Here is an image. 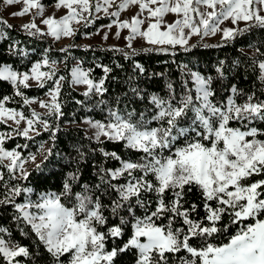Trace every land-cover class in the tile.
<instances>
[{
    "label": "snow or ice",
    "instance_id": "obj_1",
    "mask_svg": "<svg viewBox=\"0 0 264 264\" xmlns=\"http://www.w3.org/2000/svg\"><path fill=\"white\" fill-rule=\"evenodd\" d=\"M2 2L22 5L13 17L30 15L20 26L29 37L54 41L93 35L82 29L102 13L110 22L96 34L107 29L104 40L113 28L117 39L127 31L123 48L102 50L119 53L130 70L121 78L114 68L123 71L122 64L96 57L86 67L71 56V45L44 48L23 70L0 63V84L12 89L0 96V125L11 129L0 131V212L11 208L10 222L30 242L17 241L11 226L0 224V264H123L129 254L134 264H264L261 47L249 45L251 57L237 49L236 59H219L208 71L179 64L180 79L168 80L162 91L150 90L147 81L164 74L149 75L134 59L140 52L175 56L177 49L220 48L253 29L264 31V0H50L58 16L46 14L43 0ZM0 26V40H11L6 30L15 26L2 17ZM217 35V44L191 42ZM138 39L147 47H134ZM19 43H9L10 56L36 51ZM242 56L259 71L258 91L233 82ZM66 85L81 89L74 102L99 118L83 117L88 143H73L64 153L57 151L61 124L77 123L64 120ZM33 86L47 89L46 99L27 96ZM16 97L17 107L8 106ZM42 133L47 140L38 139ZM16 137L25 143L7 147ZM109 144L127 151L108 150ZM56 165L71 169L58 190L32 185L33 173L50 168L55 175ZM89 167L92 177L81 183ZM194 193L199 199L189 200Z\"/></svg>",
    "mask_w": 264,
    "mask_h": 264
},
{
    "label": "trees",
    "instance_id": "obj_2",
    "mask_svg": "<svg viewBox=\"0 0 264 264\" xmlns=\"http://www.w3.org/2000/svg\"><path fill=\"white\" fill-rule=\"evenodd\" d=\"M2 17V16H0ZM5 19L4 17H2ZM7 20V19H5ZM8 23L14 25L15 27L10 30H6L11 37V40H0V63H14L19 66L22 70L25 66H29V59L37 60L40 58L39 53L43 51L44 48L51 47L53 49H59L62 46L71 45L69 51L71 56H74L78 59L84 60L85 66H92L93 57H96L98 60L102 61L105 64H112L113 60L122 64L124 66V70L114 68V74L123 78L125 73L130 70V63L127 60H124L123 57L119 53H113L111 51H103L102 49L108 48L109 46H113L112 44H89L91 45V49H86L83 44L78 43L79 37H75L72 41L64 44V45H55L50 39L43 38H34L29 37L19 25L16 23H12L7 20ZM106 22L105 19H99L94 23V27H98L100 24ZM2 27V26H0ZM220 39L216 40H196L192 42L193 44H217ZM11 41H19V47L31 50L35 49L34 53L30 54L29 58H21L19 56H10L7 52V48ZM249 45H255L256 47H261V52H264V31L259 29H253L249 33H245L244 35L238 37L234 42H231L220 48H203L202 46L197 47L191 51V53H184L182 50L177 49V54L175 56L167 55V54H159V53H145L140 52V54L134 59L141 63L147 70V73L151 75L152 73H163L164 76H157L150 81H147L149 84L150 90L153 91H162L164 90L165 84L168 80L178 81L180 79V69L178 68L179 64L186 63L190 64L199 70L208 71L212 69V66L219 59L231 61L237 58L239 52L237 49H242L245 53L248 54L249 57L252 56L255 48H250ZM147 47V46H143ZM121 48V47H120ZM141 47H138V49ZM51 55L55 58H61L62 53L59 51H53ZM257 61L260 59H264V56H257ZM242 65L237 71L239 75L237 79L233 82L238 83L241 88L245 90H253V85H255L254 90H259L260 81L257 79L259 75V71L256 68V65L252 63L251 59H246L245 57H241ZM73 61L69 62V67ZM61 74H66L62 72ZM100 70L97 69L95 71V75L99 76ZM116 87V85H113ZM47 89H39L35 86L32 88L26 89L25 93L29 97H38L45 93ZM63 102L64 107L63 111L65 113L64 120H69L71 118H75L77 121L76 124L65 125L61 124L62 130L58 133V141H57V151H63L67 153L71 145L73 143L83 142L87 144L88 141L84 139L85 130L83 126H81L80 121L86 115L93 116L94 118H99L96 113H88L85 110L81 109L74 101L76 99H81L78 95V90H73L70 85H66L63 89ZM12 93L11 87L7 83L0 84V96L2 95H10ZM20 98L16 97L13 102H9L10 107H17V102ZM27 111V109H25ZM11 129L7 125H0V131L8 132ZM39 140H47L48 134L42 133ZM25 140L22 137H16L10 141H7V147L12 148L15 147L16 144H24ZM35 143L32 144V151H35ZM108 150H116L118 152H126L122 148V145H112L109 144ZM113 166V165H109ZM69 168H64L61 170L59 165L55 166V175H50V168L44 169V174L40 175V173H33L32 185L38 187L39 190H58L62 185L63 174L64 172L70 171ZM92 177L91 168H86L83 171V180L81 183L87 181ZM198 193H194L189 196V200H198ZM12 213V209L8 208L4 212H0V224L4 226H11L13 237L24 244L30 243L26 237H22L18 230H16L15 225L10 222V215ZM235 230V229H233ZM225 242L227 240V236L222 238ZM123 264H134L131 255L123 257Z\"/></svg>",
    "mask_w": 264,
    "mask_h": 264
},
{
    "label": "rangeland",
    "instance_id": "obj_3",
    "mask_svg": "<svg viewBox=\"0 0 264 264\" xmlns=\"http://www.w3.org/2000/svg\"><path fill=\"white\" fill-rule=\"evenodd\" d=\"M43 2L48 5V7L46 8V14H55V15H60L62 14L61 11H53V8L50 6V0H43ZM20 7H22V5H7L6 3H3L2 0H0V16L4 17L5 19H7L8 21L12 22V23H16L17 25L21 26L22 24L26 23L29 19H30V15H25L24 17H13L11 15L12 12L17 11ZM136 11L135 8L131 9L130 11H127L125 13H122L121 18H127L129 16H131L134 12ZM101 19H105L106 22L100 24L98 27H94V24L89 26L87 29H82V33L83 32H89L92 33L93 35L89 36V37H85L83 34L78 35L77 37H79V40L77 41L78 43H81L83 45H89V44H112L115 45L117 47H121L123 48L125 45V40L123 39L124 35H127V31L125 30L122 33L121 38L117 39L114 35L116 29L113 28L111 30V33L109 35V38L107 40L103 39V31H107V29H104L103 31H101L99 34H96L97 29H100L102 25H106L110 22V20L107 17H103V14L101 13ZM169 19H171V17H169ZM37 23H39V20L37 19ZM241 27H243V25L241 24ZM48 39H50L55 45H64L70 41H72L73 39H62L60 41H54L51 37H47ZM216 39H220L219 35H217L216 37H208L205 38V40H216ZM196 40H199V38L197 37H193L191 42H194ZM143 46H147L145 44V42L143 40H137L134 42V47L138 48V47H143ZM78 91H81V89H76ZM38 99H46L45 95H41L38 97H35ZM32 108H36L37 111H43L42 109L39 108L38 104H33L31 105ZM81 126H83L84 130L87 131L86 125L80 123Z\"/></svg>",
    "mask_w": 264,
    "mask_h": 264
}]
</instances>
